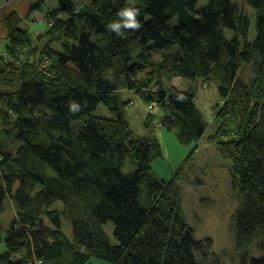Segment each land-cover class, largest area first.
Returning a JSON list of instances; mask_svg holds the SVG:
<instances>
[{
    "label": "trees",
    "instance_id": "trees-1",
    "mask_svg": "<svg viewBox=\"0 0 264 264\" xmlns=\"http://www.w3.org/2000/svg\"><path fill=\"white\" fill-rule=\"evenodd\" d=\"M84 2L80 8L76 0L29 4L44 19L35 35L16 12L1 20L0 85L9 90L0 93V215L8 199L17 214L0 264H90L93 258L224 264L211 239L195 238L174 181L153 175L152 162L163 157L159 142L136 136L125 116L133 101L122 100L121 92L135 90L148 110H161L148 113L146 125L155 117L179 142L197 141L205 123L195 89L162 88L163 80L175 78L216 83L224 100L216 113L217 150L231 162V188L239 199L236 243L257 239L261 253L239 262L264 264V88L259 79L247 84L238 78L249 62L264 73V0H247L256 13L253 42L247 40L250 21L233 0H135L140 27L123 36L107 25L119 19L127 0ZM154 51L161 53L157 61ZM152 84L155 94L145 91ZM99 104L115 118L93 115ZM81 118L76 133L70 124ZM10 138L20 145L6 148ZM127 162L132 171L123 169ZM59 202L61 209L52 208ZM62 219L71 222L70 239ZM108 221L114 244L103 226Z\"/></svg>",
    "mask_w": 264,
    "mask_h": 264
},
{
    "label": "rangeland",
    "instance_id": "rangeland-1",
    "mask_svg": "<svg viewBox=\"0 0 264 264\" xmlns=\"http://www.w3.org/2000/svg\"><path fill=\"white\" fill-rule=\"evenodd\" d=\"M35 1V0H34ZM51 0H46L48 4ZM5 1L1 2L3 4ZM206 0H200V4ZM238 10L250 21L247 40L253 42L256 37L255 10L248 4L247 0H233ZM84 0H76L77 7H82ZM29 14L31 18L24 19ZM40 14L36 11L26 9V12L20 14L21 24L32 35L41 32L43 28V18L39 20ZM42 16V15H41ZM38 23L39 26H35ZM227 37L233 36L231 31H226ZM171 51H174L172 48ZM3 53V52H2ZM161 53L153 52L155 61L159 60ZM253 63H245L238 72V78L243 82L251 84L252 81L259 79L264 88V73L255 70ZM143 74V73H142ZM184 80V79H183ZM186 79L182 81L179 78L172 79L170 82L163 80V89L168 86L178 87L188 90L189 87L195 89V103L201 112L205 123V131L197 141L190 143L179 142L173 133L160 128L155 117L152 125H146L147 114L160 115L161 110L154 105L152 110L149 104L145 103L135 90L133 92L123 91L122 100L125 102L133 101L125 107V116L131 130L136 136L155 138L163 152V157L156 158L151 164V171L154 176L164 180L165 183L174 181V188L180 194V210L185 221L190 225L197 239L209 238L212 241V251L220 258L224 264H241L240 258L261 257L258 248L257 239L248 244L236 243V230L234 227V212L239 205V199L231 188L229 169L231 162L229 159L221 157L217 150L216 131L219 126V119H216V113L224 104L218 94L215 81L212 79H195L189 83ZM15 86L10 87L13 90ZM9 90L7 86L0 85V93ZM158 87L152 84L145 91L155 94ZM127 93L129 94L127 96ZM128 98V99H127ZM93 115L115 118L106 106L99 104L92 112ZM85 118L77 119L71 122V129L78 133L82 130ZM20 142L10 138L4 141L6 148L18 147ZM125 172L132 171V166L127 162L124 165ZM176 178V181L173 179ZM36 190V189H35ZM52 208L61 209L62 203L53 204ZM17 211L13 203L8 199L4 203V212L0 215V251L4 249L3 240L6 231H9L10 221L16 216ZM112 244L116 243L113 235V224L108 221L103 225ZM61 229L70 239L72 237L71 222L62 219ZM38 264V263H37ZM90 264H109L108 262L93 258Z\"/></svg>",
    "mask_w": 264,
    "mask_h": 264
},
{
    "label": "clouds",
    "instance_id": "clouds-1",
    "mask_svg": "<svg viewBox=\"0 0 264 264\" xmlns=\"http://www.w3.org/2000/svg\"><path fill=\"white\" fill-rule=\"evenodd\" d=\"M139 15V9L135 7V0H127L124 7L120 8L117 12L118 20L112 21L107 25L109 31H114L117 35L123 36L125 29L137 30L140 27V23L137 19ZM72 109H76V105L73 104Z\"/></svg>",
    "mask_w": 264,
    "mask_h": 264
},
{
    "label": "crops",
    "instance_id": "crops-1",
    "mask_svg": "<svg viewBox=\"0 0 264 264\" xmlns=\"http://www.w3.org/2000/svg\"><path fill=\"white\" fill-rule=\"evenodd\" d=\"M34 0H6L3 4H0V25L2 18L10 14L12 12H16L17 14H23L26 12L28 5L33 3ZM42 16L37 17L39 20ZM35 26L38 27V23H35ZM4 30L2 26H0V37H4ZM4 39V38H3ZM3 41L0 40V46H2Z\"/></svg>",
    "mask_w": 264,
    "mask_h": 264
},
{
    "label": "built area",
    "instance_id": "built-area-1",
    "mask_svg": "<svg viewBox=\"0 0 264 264\" xmlns=\"http://www.w3.org/2000/svg\"><path fill=\"white\" fill-rule=\"evenodd\" d=\"M37 263H39V262H37Z\"/></svg>",
    "mask_w": 264,
    "mask_h": 264
}]
</instances>
